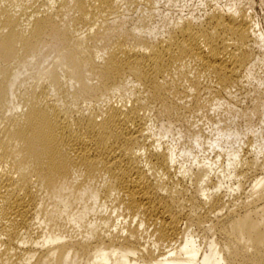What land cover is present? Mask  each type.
<instances>
[{"label": "bare ground", "instance_id": "6f19581e", "mask_svg": "<svg viewBox=\"0 0 264 264\" xmlns=\"http://www.w3.org/2000/svg\"><path fill=\"white\" fill-rule=\"evenodd\" d=\"M38 1L20 14L0 0V264H264L252 14L231 0L161 30L145 21L163 0H136L128 27L125 0ZM204 77L211 111L229 106L249 133L209 119L208 137L190 124L173 138L206 108ZM251 81L250 107L232 112Z\"/></svg>", "mask_w": 264, "mask_h": 264}, {"label": "rangeland", "instance_id": "374dc122", "mask_svg": "<svg viewBox=\"0 0 264 264\" xmlns=\"http://www.w3.org/2000/svg\"><path fill=\"white\" fill-rule=\"evenodd\" d=\"M9 1L14 2V4L16 6H21L20 8H16V9L14 8L20 14L22 12L28 13L33 9L32 3H34L33 2L34 0L33 1L32 0H9ZM233 1L239 7L247 10L248 13L252 14L253 19L259 25V29L261 31H263V34H264V0H233ZM38 2H41V0H39ZM231 2H232L231 0H171L170 2L166 3V1L163 0L159 6L155 7V10L152 11L153 14H151V17L149 18V20L145 21V24H148L151 27L159 28L161 30L166 29V28H171V23L179 17L186 18L187 15L199 17L204 13V11H209L210 8L213 5H215V3L224 5V3L231 4ZM22 3H23V6H22ZM124 3L125 4H123L124 5L123 7L126 9L125 10L123 9L124 10L123 14H118V15L119 16L121 15L122 18L125 17L126 19H128V22H129L127 25V27H128L131 25L132 20L137 19V17L139 16V10L138 9L142 10L143 6L138 5L136 0H125ZM39 4L40 3H38L37 5H39ZM72 18H75V16L73 15L72 12H70L67 20H70ZM73 27L75 28V30L76 29L79 30L78 32L80 35L86 34V27H84V25L81 22L75 21V23L73 24ZM144 31L145 32H143V34H141L142 37L147 35V30L144 29ZM193 73H194V71L192 69H189L185 73L184 77L182 78V81L184 83H186L187 80L192 79L194 76ZM255 76L264 77V63H263V65H260V67L256 68ZM201 80H202V85L204 87V90H201L198 101H199L200 106H202L204 108L206 107V108L203 111L200 110L197 113L192 114L190 119H189V124L182 122V121L172 124L171 130H172V134L174 136L173 138H177L176 134L178 131L179 132L181 131V134L185 135L186 130L192 129V128L195 129L196 125H197L198 129H200L199 127L201 126V129L204 130L203 131L204 135H206L208 137L210 135V131H211L209 119H211L214 122H217V119L222 120V121L224 119H226L227 124H230V122L232 123L234 121L233 123L235 124V126L238 125L239 127L238 126L237 127L239 129L242 128L241 129L242 132L245 130L244 133H249V132H247V130H246L247 128H245L244 124H243L245 119H246V116L240 117L242 115V114H240L239 116H236V118H234V117L232 118L233 115L228 114L229 106L226 105L227 107L224 106V107L220 108V110H218L217 112L211 111V107L215 103V99H216V98L214 99V94L212 93V89H213L214 84L210 80H207L205 77L202 78ZM256 85H257L256 81H251L249 84L246 85V87L244 89L237 90L235 92V94H237L236 95L237 98L235 97L236 99L234 98L230 102L232 109H233L232 112L234 110L238 111L241 108H242L241 110L243 111L247 107H250L249 102H247V100L245 99V96L254 95L253 93H254V89H255ZM213 101H214V103H213ZM246 113L250 116V118L252 120V122H251V123H253V126L251 125L252 129L257 128V125H258L257 120L258 119L255 120L257 117L254 116L255 118H253V116H251L249 114V111H247ZM190 124H193L192 128L190 127ZM243 127L245 129H243ZM249 135L250 134H248L247 137H250ZM164 140L169 141V143H171V136L169 138H165ZM262 151H263L262 154L264 155V149ZM248 182L246 183L247 185L245 184L246 189L249 188Z\"/></svg>", "mask_w": 264, "mask_h": 264}]
</instances>
